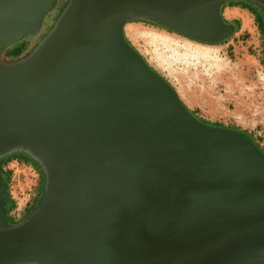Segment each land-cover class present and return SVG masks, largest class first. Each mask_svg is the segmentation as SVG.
I'll list each match as a JSON object with an SVG mask.
<instances>
[{"label":"water","instance_id":"obj_1","mask_svg":"<svg viewBox=\"0 0 264 264\" xmlns=\"http://www.w3.org/2000/svg\"><path fill=\"white\" fill-rule=\"evenodd\" d=\"M55 1L0 0V159L23 152L45 175L22 224L0 207V264H264V153L197 120L123 33L152 19L220 42L234 0H68L4 61Z\"/></svg>","mask_w":264,"mask_h":264},{"label":"rangeland","instance_id":"obj_2","mask_svg":"<svg viewBox=\"0 0 264 264\" xmlns=\"http://www.w3.org/2000/svg\"><path fill=\"white\" fill-rule=\"evenodd\" d=\"M67 1L56 0L40 32L24 36L2 57L28 52L53 26ZM222 16L228 22L237 20L239 29L216 43L188 38L147 19L125 23L123 33L145 63L171 85L190 113L206 125L247 133L264 152L263 18L241 7L237 0L225 4ZM2 168L10 171L8 191L13 205L9 215L18 221L38 201L44 187L42 169L19 155L3 160Z\"/></svg>","mask_w":264,"mask_h":264},{"label":"trees","instance_id":"obj_3","mask_svg":"<svg viewBox=\"0 0 264 264\" xmlns=\"http://www.w3.org/2000/svg\"><path fill=\"white\" fill-rule=\"evenodd\" d=\"M228 2H230V1H227V2H224L222 5H221V7H220V12H221V15H222V10H223V7L225 6V4L226 3H228ZM237 2L239 3V5L241 6V7H243V8H247V9H249L250 10V12H252L253 14H255L258 18H259V16L258 15H261V18H263L262 20H263V22H264V8L260 5V4H258V3H256V2H253L252 0H237ZM55 5H56V1H55V3H54V6H53V8L55 7ZM52 8V9H53ZM51 9V10H52ZM50 10V11H51ZM49 11V12H50ZM48 12V13H49ZM47 13V14H48ZM46 14V15H47ZM45 15V16H46ZM258 18H256L257 20H258ZM261 18H259L260 20H261ZM147 20H149V21H152L153 23H156V24H159L158 22H156V21H154V20H152V19H147ZM224 21L225 22H227V23H232L233 25H234V32H236L238 29H239V24H238V21L237 20H232V21H226L225 19H224ZM43 22V21H42ZM41 25H42V23H41ZM166 28H168V29H170V30H172V28L171 27H169V26H165ZM41 29V28H40ZM40 32V30L36 33V34H38ZM233 32V33H234ZM47 33V31L46 32H44L42 35H40V37L38 38V40H37V42L35 43V44H33V46L30 48V50L42 39V37L45 35ZM232 33V34H233ZM231 36V35H230ZM229 36V37H230ZM228 37V38H229ZM23 38V37H22ZM21 38V39H22ZM124 38H125V36H124ZM228 38H226V39H228ZM225 39V40H226ZM20 40V39H19ZM225 40H223V41H225ZM18 41V40H17ZM16 41V42H17ZM125 41L129 44V46L134 50V51H136L132 46H131V44L127 41V39L125 38ZM15 43V42H14ZM13 43V44H14ZM12 44V45H13ZM11 46V45H10ZM9 47V46H8ZM8 47H6L5 49H4V51L8 48ZM29 50V51H30ZM4 51L1 53V58L4 60V61H12V60H16V59H19L20 57H22V56H24L26 53H24L23 55H18V56H15V57H10L9 59H7V58H3L2 57V54L4 53ZM28 51V52H29ZM137 52V51H136ZM138 53V52H137ZM147 65V64H146ZM148 66V65H147ZM149 67V66H148ZM150 68V67H149ZM151 69V68H150ZM152 70V69H151ZM156 73V72H155ZM186 107V106H185ZM187 108V107H186ZM188 109V108H187ZM189 110V109H188ZM191 111V110H190ZM191 113L193 114V116L195 117V115H194V113L191 111ZM196 118V117H195ZM197 120H199L198 118H196ZM200 122H202L201 120H199ZM202 123H204V122H202ZM205 124V123H204ZM214 126V125H213ZM214 127H218V128H222V127H220V126H214ZM234 130H236V129H234ZM236 131H238V130H236ZM238 132H241L242 134H244L245 136H247V137H249L255 144H256V146L263 152V150L258 146V144L252 139V137L251 136H249L247 133H245V132H243V131H238ZM264 153V152H263ZM14 155H19V156H21L22 158L23 157H28V158H30L27 154H25V153H23V152H18V153H13V154H10V155H8V156H5L4 158H2V159H0V169L2 168V161L3 160H5V159H7V158H9L10 156H14ZM31 160H33L32 158H30ZM34 161V160H33ZM35 163H37L38 164V162H36V161H34ZM39 165V164H38ZM40 168H41V166H40ZM4 176H5V180H6V182H7V184L9 183L8 181H9V178H10V171L9 170H4ZM42 175H43V184H45V175H44V173H43V171H42ZM43 184H42V187H43ZM42 195H43V189H42V192H41V194H40V196H39V198H38V201H37V203H36V205H34L31 209H30V211L28 212V214H31L32 212H33V210H34V208L40 203V200H41V197H42ZM13 205V200L10 198V200H9V209H8V211L10 212V207Z\"/></svg>","mask_w":264,"mask_h":264},{"label":"flooded vegetation","instance_id":"obj_4","mask_svg":"<svg viewBox=\"0 0 264 264\" xmlns=\"http://www.w3.org/2000/svg\"><path fill=\"white\" fill-rule=\"evenodd\" d=\"M229 129H233V128H229ZM4 170L3 168L0 169V207H3L6 209V214H5V217L7 219V221L12 224V225H20L22 224L31 214H26L22 217V219L18 220V221H15L13 218L10 217L9 215V200L11 198L10 194H9V191H8V184L5 180V176H4ZM6 194H9V197H7ZM41 194V193H40ZM43 195H44V187H43ZM42 195V197H43ZM42 197H41V200H42ZM41 200H40V203H41ZM39 203V204H40ZM38 204V205H39ZM37 205V206H38ZM36 206V207H37ZM35 207V208H36ZM34 208V209H35Z\"/></svg>","mask_w":264,"mask_h":264}]
</instances>
